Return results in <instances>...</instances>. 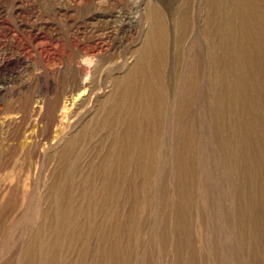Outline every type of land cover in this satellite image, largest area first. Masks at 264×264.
Listing matches in <instances>:
<instances>
[{
	"label": "rangeland",
	"instance_id": "rangeland-1",
	"mask_svg": "<svg viewBox=\"0 0 264 264\" xmlns=\"http://www.w3.org/2000/svg\"><path fill=\"white\" fill-rule=\"evenodd\" d=\"M242 1L0 0V264H264Z\"/></svg>",
	"mask_w": 264,
	"mask_h": 264
},
{
	"label": "bare ground",
	"instance_id": "bare-ground-1",
	"mask_svg": "<svg viewBox=\"0 0 264 264\" xmlns=\"http://www.w3.org/2000/svg\"><path fill=\"white\" fill-rule=\"evenodd\" d=\"M177 1V0H176ZM188 2H189V0H181V6H182V9L180 10V12L181 13H183L186 17L188 16V12H189V4H188ZM238 2H240V3H242L243 1L242 0H238ZM217 5H219V6H221L220 5V3H219V1H217ZM255 13H256V11H255ZM259 15V14H258ZM150 16H152V17H156V15L153 13V12H151L150 13ZM219 28V27H218ZM217 28V29H218ZM221 34V33H220ZM220 34H214V37L215 38H218V37H220L221 35ZM220 35V36H219ZM222 36H224V35H222ZM214 49H215V52H217V53H219V52H221V49H218V48H216V47H214ZM223 50V49H222ZM214 52V53H215ZM216 54V53H215ZM215 54H213V55H215ZM212 55V56H213ZM218 56V55H217ZM221 58V57H220ZM213 61H216V60H213ZM219 61H217V63H218ZM244 70V69H243Z\"/></svg>",
	"mask_w": 264,
	"mask_h": 264
}]
</instances>
